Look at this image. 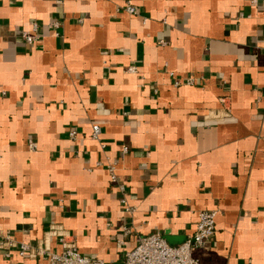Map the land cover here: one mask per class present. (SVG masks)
<instances>
[{
  "label": "crops",
  "instance_id": "crops-1",
  "mask_svg": "<svg viewBox=\"0 0 264 264\" xmlns=\"http://www.w3.org/2000/svg\"><path fill=\"white\" fill-rule=\"evenodd\" d=\"M129 1L134 15L126 0H0L1 233L56 250L65 232L123 264L141 237L179 245L217 210L199 264H264V0Z\"/></svg>",
  "mask_w": 264,
  "mask_h": 264
},
{
  "label": "built area",
  "instance_id": "built-area-1",
  "mask_svg": "<svg viewBox=\"0 0 264 264\" xmlns=\"http://www.w3.org/2000/svg\"><path fill=\"white\" fill-rule=\"evenodd\" d=\"M57 1L59 2L60 0ZM123 8L125 12L131 15L137 13V9L129 0H126ZM81 20L80 18L79 21ZM58 25L59 22L54 21L49 26L55 29ZM20 38L24 43L30 46L37 44L40 40V36L38 35L36 24H33L32 32L22 31ZM128 71H135V67L129 66ZM182 83L191 85L193 80L192 78H187L184 81L176 80L174 84L180 85ZM91 128V136L97 139L100 133V126L94 124ZM75 134L76 131L69 132L70 137L75 136ZM28 148L30 150H35L37 148V143L29 139ZM123 150H126V148ZM106 164L111 183L117 185L123 195L120 200L121 204L126 211L131 210L124 196L125 186L123 183H118L117 181L116 164L113 161H107ZM217 212V210L198 211L193 232L179 245L171 246L167 244L158 232L141 237L137 245L132 250L125 253L123 264H199V260L194 256L193 251L203 246L214 235ZM14 246L18 248L19 256H38L44 259L47 264H107L100 258L82 254L71 236L65 232L57 235L58 248L53 250L52 248L41 245V243L35 247L25 243H17L9 235L3 234L0 231V249L5 251V256H9L8 250Z\"/></svg>",
  "mask_w": 264,
  "mask_h": 264
}]
</instances>
